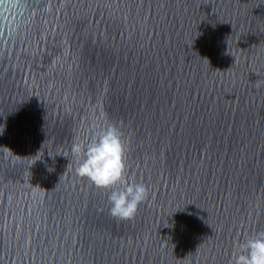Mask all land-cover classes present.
Segmentation results:
<instances>
[{
    "label": "water",
    "instance_id": "95a60500",
    "mask_svg": "<svg viewBox=\"0 0 264 264\" xmlns=\"http://www.w3.org/2000/svg\"><path fill=\"white\" fill-rule=\"evenodd\" d=\"M109 124L131 219L77 173ZM260 232L264 0H0V264H233Z\"/></svg>",
    "mask_w": 264,
    "mask_h": 264
},
{
    "label": "clouds",
    "instance_id": "9594fccd",
    "mask_svg": "<svg viewBox=\"0 0 264 264\" xmlns=\"http://www.w3.org/2000/svg\"><path fill=\"white\" fill-rule=\"evenodd\" d=\"M72 151L77 158V173L97 187L110 189L111 214L119 219L134 218L139 206L148 198V187L127 178L126 148L121 130L109 124L86 144L75 143ZM240 248L241 251L234 254L233 264H264V232L250 236Z\"/></svg>",
    "mask_w": 264,
    "mask_h": 264
}]
</instances>
